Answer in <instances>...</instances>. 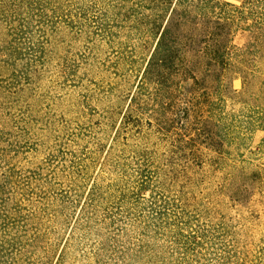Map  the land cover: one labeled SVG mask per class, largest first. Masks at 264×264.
Here are the masks:
<instances>
[{
	"label": "rangeland",
	"instance_id": "obj_1",
	"mask_svg": "<svg viewBox=\"0 0 264 264\" xmlns=\"http://www.w3.org/2000/svg\"><path fill=\"white\" fill-rule=\"evenodd\" d=\"M149 12L0 0V264H264V52L159 124Z\"/></svg>",
	"mask_w": 264,
	"mask_h": 264
},
{
	"label": "trees",
	"instance_id": "obj_2",
	"mask_svg": "<svg viewBox=\"0 0 264 264\" xmlns=\"http://www.w3.org/2000/svg\"><path fill=\"white\" fill-rule=\"evenodd\" d=\"M149 9L140 19L144 33L155 36L138 90L152 87L157 122L176 110L181 88L200 96L202 83H221L228 74L246 73L249 57L264 52V0H141ZM247 34L243 48L234 44ZM191 87H181L182 83ZM133 96V102L136 101ZM187 114L191 110H188Z\"/></svg>",
	"mask_w": 264,
	"mask_h": 264
}]
</instances>
